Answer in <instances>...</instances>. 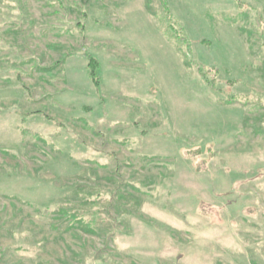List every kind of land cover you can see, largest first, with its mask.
I'll use <instances>...</instances> for the list:
<instances>
[{
  "label": "rangeland",
  "instance_id": "obj_1",
  "mask_svg": "<svg viewBox=\"0 0 264 264\" xmlns=\"http://www.w3.org/2000/svg\"><path fill=\"white\" fill-rule=\"evenodd\" d=\"M0 264H264V0H0Z\"/></svg>",
  "mask_w": 264,
  "mask_h": 264
},
{
  "label": "trees",
  "instance_id": "obj_2",
  "mask_svg": "<svg viewBox=\"0 0 264 264\" xmlns=\"http://www.w3.org/2000/svg\"><path fill=\"white\" fill-rule=\"evenodd\" d=\"M58 62H60V61H57L56 63H58ZM95 64H97V62L94 60V59H92L91 60V62H90V65H95ZM77 187H79V188H81L82 186H77ZM84 191V190H83ZM83 191H81L82 193H84ZM91 198H85L84 199V201L83 202H85L86 204H90V202L91 201H95V200H90ZM59 212L61 213V214H63V215H67L68 213H66L65 212V209L63 210V207L59 210ZM84 213H86V212H84ZM84 215V214H83ZM83 215L81 214V215H79V214H77V213H74L73 214V217H74V222H81V223H83V227H86L85 225H86V223L85 222H83ZM67 217V216H66ZM68 217H69V215H68ZM73 217H71V218H73ZM85 230L87 229V230H89V229H91L90 228V226H87L86 228H84Z\"/></svg>",
  "mask_w": 264,
  "mask_h": 264
}]
</instances>
